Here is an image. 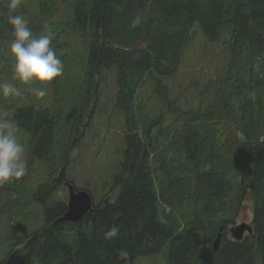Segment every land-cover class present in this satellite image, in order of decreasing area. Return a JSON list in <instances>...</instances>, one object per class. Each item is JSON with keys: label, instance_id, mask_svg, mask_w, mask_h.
Returning <instances> with one entry per match:
<instances>
[{"label": "trees", "instance_id": "16d2710c", "mask_svg": "<svg viewBox=\"0 0 264 264\" xmlns=\"http://www.w3.org/2000/svg\"><path fill=\"white\" fill-rule=\"evenodd\" d=\"M59 1L39 0V12L29 16L20 3L13 12L10 0H0V62L14 39L7 22L12 13L23 15L35 35L53 34L64 63L55 90L72 58L67 57L72 40L80 36L84 49L76 62L84 60L89 85L78 111L88 107L86 92H96L103 76L114 72L115 107L126 122L108 187L113 198L93 200L77 223L59 221L67 201L55 200L58 188L65 181L83 189L65 179L74 137L60 178L38 184L31 194L42 209L39 223L0 239L8 250L0 264H133L163 250L166 264H264V0H61L65 11L56 19ZM194 26L208 42L222 45L227 59L200 89L195 109L184 110L169 98L162 78L179 70ZM145 77L165 104L175 105L170 124L164 125L170 113L161 108L155 117L137 114L136 92ZM92 114L90 106L89 119ZM8 120L31 137L30 160L49 163L57 128L49 109L17 106ZM50 164L53 172L58 164ZM5 193L0 185V198ZM248 198L252 233L237 241L229 229ZM3 215L0 211V226ZM113 226L118 234L106 236Z\"/></svg>", "mask_w": 264, "mask_h": 264}, {"label": "rangeland", "instance_id": "374dc122", "mask_svg": "<svg viewBox=\"0 0 264 264\" xmlns=\"http://www.w3.org/2000/svg\"><path fill=\"white\" fill-rule=\"evenodd\" d=\"M38 3L39 0H21L20 5L24 15L32 16L39 12ZM57 9L55 18L59 19L60 16L62 18L65 10L61 0L58 2ZM41 18H44L43 15ZM193 35V39L184 49L177 73L174 76L162 78V83L169 87V98L175 99L177 101L176 107L184 110L195 109L199 101L200 89L203 88L207 80L215 78L224 67L227 59L225 51L222 50L223 46L208 42L198 26H194ZM74 37L73 46L70 52H67V57L72 58L68 59L66 74L58 81L57 90H55L54 81L48 86V94L43 99L33 96L27 91L26 86L21 85L15 79L14 58L10 52V45L9 47L6 45L1 54L0 82L14 83L24 88L25 91L21 97L14 99L5 98L0 94V103L3 106L0 108V119H9L10 113L17 106H43L49 109L52 118L57 123V128L54 135L55 144L47 164L30 160L32 139L28 134L18 131L20 142L25 147V162L29 179L24 176L20 180H13L1 185L6 193L0 198V211L4 214V222L0 226V239L12 231L25 234L26 230L39 223L42 209L39 204L32 202L31 194L36 190L38 184L43 182L51 184L59 177L66 151L74 137H77V143L70 152V162L64 165L65 179L73 181L77 188L89 190L95 204L101 201H110L113 198V193L108 192V187L114 168L121 158L126 122L124 114L115 107L116 78L114 72L106 73L98 83L96 92L88 93L89 90L86 92V100L89 101L88 107L84 106L82 111H78L89 84H87L88 78L83 65L84 60L81 64L76 62L79 51L84 47L79 43V40L81 42L80 36ZM97 79V77L93 78L91 86L96 84ZM152 83L149 78L145 77L136 92L135 108L137 114L139 110L149 118L155 117L161 108V111L170 113L164 119V125L170 124L169 118L170 115L172 118L174 117L172 111L175 105L168 106L165 104L158 97ZM90 106L93 114L89 119ZM79 115L82 118L77 120ZM76 126L78 129L75 131ZM54 161L58 165L51 172L49 169L50 162ZM13 184L18 185L15 186L16 190H13ZM54 198L56 201L61 200V198L67 201V190L64 184L58 188ZM251 219L252 204L248 198L236 224L243 222L249 224ZM4 240L3 242L0 240V259L8 253V250L5 249L7 243ZM133 264H166V251L163 250L152 256L139 257L133 261Z\"/></svg>", "mask_w": 264, "mask_h": 264}, {"label": "clouds", "instance_id": "9594fccd", "mask_svg": "<svg viewBox=\"0 0 264 264\" xmlns=\"http://www.w3.org/2000/svg\"><path fill=\"white\" fill-rule=\"evenodd\" d=\"M19 3L20 0H10L8 7L14 12ZM7 22L14 36L10 52L14 58L15 79L33 96L43 99L48 94V86L64 73V63L52 44L53 34L49 31L35 35L21 14L10 13ZM24 91L14 83L0 82V94L5 98L21 97ZM18 131L15 121L0 119V185L20 180L27 174L25 147ZM118 232V227L113 226L106 236L112 237Z\"/></svg>", "mask_w": 264, "mask_h": 264}, {"label": "water", "instance_id": "95a60500", "mask_svg": "<svg viewBox=\"0 0 264 264\" xmlns=\"http://www.w3.org/2000/svg\"><path fill=\"white\" fill-rule=\"evenodd\" d=\"M61 174V172H60ZM60 178V175L58 179ZM67 209L63 216L59 219L61 222L77 223L83 216L90 212L93 207V198L86 190H75L73 185L67 183ZM222 228L213 243V248L217 249L220 242ZM229 232L234 240L240 241L243 239L245 233H252V226L245 222L236 224L229 229Z\"/></svg>", "mask_w": 264, "mask_h": 264}, {"label": "flooded vegetation", "instance_id": "af4514ba", "mask_svg": "<svg viewBox=\"0 0 264 264\" xmlns=\"http://www.w3.org/2000/svg\"><path fill=\"white\" fill-rule=\"evenodd\" d=\"M64 187H65V189L67 190V182H64ZM248 224V223H247ZM245 235H246V233H245ZM244 235V236H245Z\"/></svg>", "mask_w": 264, "mask_h": 264}]
</instances>
